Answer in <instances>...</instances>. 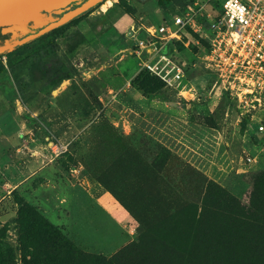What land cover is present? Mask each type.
<instances>
[{"label":"rangeland","instance_id":"obj_1","mask_svg":"<svg viewBox=\"0 0 264 264\" xmlns=\"http://www.w3.org/2000/svg\"><path fill=\"white\" fill-rule=\"evenodd\" d=\"M189 1L132 0L114 15L99 6L18 49L71 6L2 28L12 37L0 54V230L16 264H181L183 235L169 238L154 217L167 204L264 201V92L224 82L209 39L193 31L169 42L181 88L141 70L134 53L142 25L172 23ZM244 241L230 249L201 235L196 264H264V243ZM209 242L216 256L202 252Z\"/></svg>","mask_w":264,"mask_h":264},{"label":"built area","instance_id":"obj_2","mask_svg":"<svg viewBox=\"0 0 264 264\" xmlns=\"http://www.w3.org/2000/svg\"><path fill=\"white\" fill-rule=\"evenodd\" d=\"M105 1L100 5L104 11L120 0H111L107 7L103 6ZM212 1L194 0L174 15L172 23L162 19L142 25L144 30L136 35L134 44V53L145 56L141 69L168 87L181 88L185 70L170 51L169 42L192 30L209 39L212 60L224 82L232 88L236 82L247 84V94L256 89L264 92V0H221L217 13L208 8ZM258 130L264 135V122ZM247 161L255 159L248 156Z\"/></svg>","mask_w":264,"mask_h":264},{"label":"trees","instance_id":"obj_3","mask_svg":"<svg viewBox=\"0 0 264 264\" xmlns=\"http://www.w3.org/2000/svg\"><path fill=\"white\" fill-rule=\"evenodd\" d=\"M84 1L85 0L75 1L71 3L70 6L71 8H75ZM193 1L194 0H190L185 5V7L181 9L178 13L183 12L189 4L193 3ZM100 5L101 4H97L96 6L91 7L87 11L72 18L65 24L57 28H54L51 31L43 35H40L35 39L43 37L44 35H47L57 29L77 23L85 15H87L88 13H90ZM220 5H221L220 2L216 3V7H220ZM131 6H132L131 2H128L127 0H120L119 2L115 3L114 6L109 7L106 13L108 15H114L117 13L118 8H121L124 12L129 13ZM42 13L46 15H51L50 12H47L45 10H42ZM65 13L66 12L59 14L58 16H56V19H60ZM34 23H35L34 19L28 20V25L30 27H33ZM3 27L4 26H0V46H4L7 43V41L10 40L12 37V32H2ZM42 27L43 26L34 28L32 29V31L36 32ZM188 31H192V30H187V32ZM26 35L27 33L21 35L19 39H22ZM35 39L25 43H14L13 48L18 49L34 41ZM5 51L6 50L3 51L0 50V54H3ZM141 70H143L148 74H151L152 76H155L146 69H141ZM155 77L158 78L157 76ZM258 200L252 201L246 207L244 205L239 204V201L236 200L234 197H230V202H233L235 204L232 205L228 203L221 208H218L216 206H210L204 201L202 202V204H198L196 202L182 204V207H180L178 203L172 202L171 204H167V208L164 210L165 213L163 215L158 210L159 212H157V215H155L154 217L156 218L157 216L158 221L165 224L166 227L165 229L169 238H174L175 235H179V234L183 235L182 246L184 248V254L182 257L181 264H196V259L199 256L197 254L199 247V236L201 235H206L212 237L213 239L228 238L233 246L230 249H234L235 246H237V248H240L241 247L240 242L242 237L247 235V241H244L245 243H247V249L249 248L251 249L254 246L257 247L258 249L262 248L259 243H264V240L262 242H256V239L257 240L260 239V234L264 238V201L260 202ZM187 208H189L188 211L186 210ZM204 222H207V225H205V227L202 228V224ZM214 244H215L214 242L213 243L209 242L203 245L205 250H203L202 252H205L208 256L209 254L210 255L213 254L214 256H216L214 254L215 252H213ZM256 244L258 246H256ZM171 247L174 249L175 245L171 244ZM263 251L264 250H261V252ZM8 254H9V247L6 240L4 239V235L2 231L0 230V264H16L13 260L9 258ZM236 254L240 256L239 253ZM236 254H234L232 257L236 258L237 257Z\"/></svg>","mask_w":264,"mask_h":264},{"label":"water","instance_id":"obj_4","mask_svg":"<svg viewBox=\"0 0 264 264\" xmlns=\"http://www.w3.org/2000/svg\"><path fill=\"white\" fill-rule=\"evenodd\" d=\"M75 1L78 0H0V26L21 21V19H27L28 24V20H35L39 14L50 16L42 13V10L51 13L54 10L65 8ZM104 1L105 0H85L79 6L68 10L60 19L53 18L48 22V24L46 23L47 25L43 24V27L38 31H27V35L22 39H19V42L15 43H25L33 40L40 35H43L52 29L65 24L72 18L87 11L91 7L96 6L97 4L103 3ZM35 11H37V13L34 16L29 17V15ZM7 44H11V42L6 43L4 46H0V50H6L7 48H5V46ZM11 45L13 47L14 44Z\"/></svg>","mask_w":264,"mask_h":264},{"label":"crops","instance_id":"obj_5","mask_svg":"<svg viewBox=\"0 0 264 264\" xmlns=\"http://www.w3.org/2000/svg\"><path fill=\"white\" fill-rule=\"evenodd\" d=\"M130 79H128L129 81ZM55 164V163H54ZM54 164L50 167H53L52 169L55 168ZM96 192L100 195V201L102 203H105L106 207L109 209V210H112V212L116 211L117 212V217L120 218V219H125L127 217V210L126 208L121 205V203H119L117 201V199H115L111 193H109L108 191L106 190H103L102 188H97ZM110 194V195H109Z\"/></svg>","mask_w":264,"mask_h":264},{"label":"bare ground","instance_id":"obj_6","mask_svg":"<svg viewBox=\"0 0 264 264\" xmlns=\"http://www.w3.org/2000/svg\"><path fill=\"white\" fill-rule=\"evenodd\" d=\"M111 4V0H106L105 1V3H104V7H107L108 5H110ZM30 16V15H29ZM25 18H27V17H25ZM21 20H23V19H21Z\"/></svg>","mask_w":264,"mask_h":264}]
</instances>
